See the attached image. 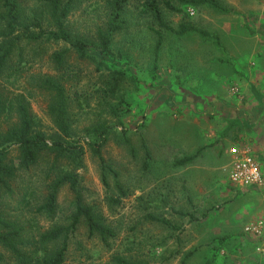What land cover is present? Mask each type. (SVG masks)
<instances>
[{"label":"rangeland","instance_id":"1","mask_svg":"<svg viewBox=\"0 0 264 264\" xmlns=\"http://www.w3.org/2000/svg\"><path fill=\"white\" fill-rule=\"evenodd\" d=\"M35 1L24 0V9L40 6ZM107 1L78 3L68 29L94 38L107 20ZM143 1L129 0L127 29L113 37L104 65L69 51L57 67L52 56L66 45L22 42L0 77V94L8 100L22 96L47 137L55 129L46 112L49 96L39 89L43 77L63 85L77 137L99 121L113 128L102 150L110 169L104 172L106 185L100 162L88 150L78 171L84 204L112 237L90 236L80 222L67 241L64 264H114L115 257L140 264H264V0H217L223 12L173 0L181 13L164 11L165 22L175 30L191 24L207 37L160 30L141 14ZM156 31L163 39L157 61ZM106 103L119 106L122 127ZM12 122L3 120L2 131ZM122 128L129 145L121 139ZM232 147L258 163L256 188L229 181ZM188 158L189 163L176 164ZM9 161L16 176L11 193L0 197L4 218L23 228L30 242L53 227L68 226L73 197L67 186L59 190L53 217L36 213L47 193L52 157L43 155L25 170L12 148ZM60 246L61 241L50 248ZM0 254L9 259L1 248Z\"/></svg>","mask_w":264,"mask_h":264},{"label":"trees","instance_id":"2","mask_svg":"<svg viewBox=\"0 0 264 264\" xmlns=\"http://www.w3.org/2000/svg\"><path fill=\"white\" fill-rule=\"evenodd\" d=\"M83 0H36V8L25 10L24 0H0V77L8 70L11 58L17 47L25 42L61 43L66 45V51L53 54L52 59L57 67L64 64L65 55L71 51L79 60L97 62V66L105 63L103 59L110 56L113 37L127 29V7L129 0H109L106 2L107 20L102 28H98L92 39L74 35L67 27V20L73 8ZM177 4L192 8L207 6L223 12L217 0H175ZM173 0H144L141 4V14L147 15L160 30L168 31L178 36L196 33L202 37L208 35L191 24H179L177 30L169 26L164 19V11L171 14L181 13ZM47 22L50 29H44ZM154 60L157 61L162 44V35L154 32ZM100 58V60H98ZM39 89L49 96L46 108L47 116L54 126L55 134L46 136L37 128V121L32 117L29 106L22 96L8 100L0 94V197L10 194V182L16 176V168L9 161V154L15 148L20 166L27 170L33 167L43 155L52 157L49 170L50 178L46 186V196L36 213L51 218L57 209V196L63 186H67L73 197V213L68 226H57L39 233L37 239L28 241L24 229L17 223L4 218L0 208V248L9 254L6 260L0 254V264H64L67 251V241L80 222H84L90 236H98L103 241L112 237L111 231L95 215L93 208L86 206L79 190L78 171L84 166L85 151L98 159L102 168V182L106 185L105 170H110L102 158V150L109 141L112 126L105 122H96L85 127L80 137L76 136L70 116L67 95L63 85L54 78L43 77L39 80ZM112 92V91H110ZM119 106L106 103L107 113L122 127L119 117ZM14 117V118H13ZM12 122L6 131H2L3 120ZM122 141L129 145L127 130L122 128ZM146 160L150 154L145 152ZM191 159H183L178 166L189 163ZM49 177V176H48ZM115 177V186L119 194L126 193ZM152 222L170 227V224L153 216ZM61 241L58 248L50 246ZM8 258V257H7ZM114 264H140L125 258L115 257Z\"/></svg>","mask_w":264,"mask_h":264},{"label":"built area","instance_id":"3","mask_svg":"<svg viewBox=\"0 0 264 264\" xmlns=\"http://www.w3.org/2000/svg\"><path fill=\"white\" fill-rule=\"evenodd\" d=\"M229 181L238 188H256L260 184L259 165L236 147L229 150Z\"/></svg>","mask_w":264,"mask_h":264}]
</instances>
